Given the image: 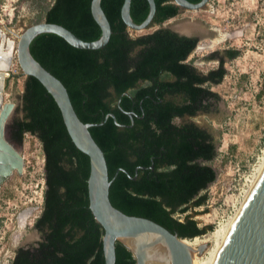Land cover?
<instances>
[{"label":"trees","instance_id":"obj_1","mask_svg":"<svg viewBox=\"0 0 264 264\" xmlns=\"http://www.w3.org/2000/svg\"><path fill=\"white\" fill-rule=\"evenodd\" d=\"M155 1V23L179 14L173 0ZM123 3L101 1L113 31L103 48H78L58 34L42 33L30 49L66 85L84 122H101L113 113L119 123L129 125L120 127L109 116L90 128L108 162L113 205L150 218L180 237H198L211 227L200 228L187 213L205 203L202 192L216 179L210 162L217 155V144L213 134L196 123L173 120L194 116L198 110L209 112L210 101L220 100L204 82H222L224 60L202 75L187 62L199 38L169 27L132 37L121 17ZM91 4L92 0H53L45 21L61 24L84 40H97L102 30ZM149 11L148 0H132L136 23L143 22ZM22 100L24 116L15 118L9 133L20 144L28 132L42 141L46 188L43 210L34 223L42 238L35 245L20 246L10 264H105L104 229L90 209V157L77 148L58 103L35 76L26 77ZM119 168L131 176L117 172ZM176 214L187 215L180 220ZM115 264H136L133 252L120 241Z\"/></svg>","mask_w":264,"mask_h":264},{"label":"rangeland","instance_id":"obj_2","mask_svg":"<svg viewBox=\"0 0 264 264\" xmlns=\"http://www.w3.org/2000/svg\"><path fill=\"white\" fill-rule=\"evenodd\" d=\"M52 3L53 0H0V26L24 31L45 21ZM180 26L203 30L187 59L200 73L219 67V59L212 58V54L225 56L226 74L222 82L210 86L220 96L212 112L176 119L178 123L194 122L206 128L217 144V155L210 162L216 179L202 192L205 203L187 213L200 228L211 227L198 236L202 244L208 245L203 254L198 252L205 258L215 247L218 230L247 194L254 168L263 155L264 0H208L203 9L180 11L161 24L142 31L130 30V34L137 37L159 27ZM228 49L238 53L233 58L226 57ZM26 77L20 74L7 78L5 101L16 103L10 122L24 116ZM17 148L24 157L23 174L15 172L0 185V264H10L15 249L35 245L42 238L34 223L43 206L41 192L46 188L43 144L38 136L28 132ZM187 214L176 217L184 220Z\"/></svg>","mask_w":264,"mask_h":264},{"label":"water","instance_id":"obj_3","mask_svg":"<svg viewBox=\"0 0 264 264\" xmlns=\"http://www.w3.org/2000/svg\"><path fill=\"white\" fill-rule=\"evenodd\" d=\"M101 1L92 0L91 4L92 14L102 30L101 37L93 41L80 38L61 24L42 21L27 27L16 43L0 26V185L14 172L23 174L24 171V157L21 151L8 139L7 134V127L15 112L16 103L5 101V91L7 74L10 72L16 56L23 74L38 78L53 95L61 109L64 122L73 142L78 149L90 157L91 170L88 178L90 209L96 221L104 229L102 243L105 264L116 263V243L120 241L119 238L121 237L131 239L136 247V252H134L130 245L120 241L133 252L136 264H146L149 261L192 264L190 250L183 242L186 237H180L177 233L170 231L150 218L127 214L115 207L111 201L110 187L112 180L109 174L108 162L103 149L93 137L90 128L103 124L109 116H112L120 127L129 125L119 123L113 113L106 115L105 120L101 122H84L76 112L68 88L63 81L43 66L31 52L32 41L42 33L58 34L78 48H103L109 42L113 31ZM131 2L132 0H124L121 8V17L130 30H147L158 24L154 22L157 11L155 0H148L150 11L141 23H136L132 18ZM207 2L208 0L198 2L173 0V3L179 6L180 11L200 10L205 7ZM171 29L180 35L189 37H199L203 34L199 31L186 32ZM130 115L132 117L131 113ZM131 119L133 124L134 119ZM139 168H136V175ZM151 168H154V164L151 165ZM120 170L129 173L125 168H119L117 172ZM36 231L38 232L37 229ZM143 233H156L159 236L154 239H139ZM159 242L167 245L169 255L158 250L148 252L150 248L155 247ZM207 247V244L200 245L199 253L205 252ZM216 264H264V172L244 206Z\"/></svg>","mask_w":264,"mask_h":264},{"label":"bare ground","instance_id":"obj_4","mask_svg":"<svg viewBox=\"0 0 264 264\" xmlns=\"http://www.w3.org/2000/svg\"><path fill=\"white\" fill-rule=\"evenodd\" d=\"M180 30L182 31H199L202 32L203 30H201L200 28H198L197 30L195 29V27H188V26H180L179 27ZM19 40V39H18ZM18 40H15L16 43L18 42ZM16 54V53H15ZM13 65V64H12ZM258 165L256 168H254V173L251 183H249V188L247 190V194L243 196V199L239 202L238 207L235 210V213L233 214V216H231L228 221L226 223H224L222 225V227L218 230L217 232V240L215 242V247L208 253V255L204 258L198 255V250H199V246L202 245V241L200 240L199 237H195L194 239H183V242L188 246L191 256H192V264H216L221 251L223 250V247L225 246L226 242L228 241L233 228L240 216V214L242 213L244 206L246 205L247 201L249 200L255 186L257 185L262 173L264 172V150H263V155L261 156L260 160L258 161ZM159 234L156 233H143L141 234V238L143 239H154L156 237H158ZM120 241L130 245L134 252H136V247L133 245V242L131 239L129 238H119ZM208 248V247H207ZM158 250L160 252L163 253H167V255H169V250L167 245H165L163 242H159L158 244L155 245V247L150 248L148 250V252L150 253L151 251H155ZM206 251V250H205ZM204 253V252H203ZM202 253V254H203ZM146 264H171V262H152L149 261Z\"/></svg>","mask_w":264,"mask_h":264},{"label":"flooded vegetation","instance_id":"obj_5","mask_svg":"<svg viewBox=\"0 0 264 264\" xmlns=\"http://www.w3.org/2000/svg\"><path fill=\"white\" fill-rule=\"evenodd\" d=\"M194 37H197V36H194ZM197 38H199V37H197ZM228 52L230 53H233V54H237L238 52L237 51H235L234 49H228L227 51H226V57H229V58H233V57H235L236 56V54H235V56H230L229 54H228ZM217 54L218 53H214V55L212 54V58H218L219 59V66H220V64H221V59L223 58V60H225V56H217ZM219 68V67H218ZM217 69V68H216ZM213 70V69H212ZM211 71V70H210ZM210 71H208L207 73H201L202 75H208V73L210 72ZM205 83V85L206 86H208L209 84L210 85H215V84H213L212 82H211V80H208V81H206V82H204ZM210 103H211V106H210V111L208 112V111H205V110H198L197 112H196V114L194 115V116H190V115H184L183 117H195V116H197V115H201V114H208V113H210V112H212V109H213V106H215L218 102H213V101H210ZM177 118H182V117H179V116H176L175 118H174V120H173V122L175 123V124H182V123H186V122H182V123H178V122H176V119ZM15 120V119H14ZM13 120V121H14ZM12 121V122H13ZM12 122H10L9 124H8V126L12 123ZM198 125V124H197ZM200 126V125H199ZM201 127V126H200ZM201 128H204V127H201ZM204 129H206V128H204ZM207 130V129H206ZM208 131V130H207ZM209 132V131H208ZM7 134H8V139L14 144V146L17 148V146L20 144L19 143V141L17 140V139H13V137L11 136V134L9 133V128L7 127ZM15 173V172H14ZM13 173V174H14ZM38 230V229H37ZM38 233H40V235L42 236V233L38 230ZM40 241V240H39ZM16 252V251H15ZM14 255H15V253H14Z\"/></svg>","mask_w":264,"mask_h":264},{"label":"built area","instance_id":"obj_6","mask_svg":"<svg viewBox=\"0 0 264 264\" xmlns=\"http://www.w3.org/2000/svg\"><path fill=\"white\" fill-rule=\"evenodd\" d=\"M4 29V28H3ZM7 33H8V35L11 37V38H13L14 40H18L19 39V37H20V35L22 34V32L23 31H18V32H15V31H11V29L9 30V29H4ZM20 74H23L22 73V69H21V67H20V65H19V62H18V60H17V57L15 56V61H14V63H13V65H12V67H11V70H10V72H8V77L9 76H16V75H20ZM45 181H46V179H45ZM45 191V190H44ZM44 191H42L41 192V204L42 205H44ZM42 210H43V206H42V208H41V212H42ZM41 214V213H40ZM39 216V215H38ZM15 253V252H14ZM13 258H14V256H13ZM12 258V259H13ZM12 261V260H11Z\"/></svg>","mask_w":264,"mask_h":264}]
</instances>
